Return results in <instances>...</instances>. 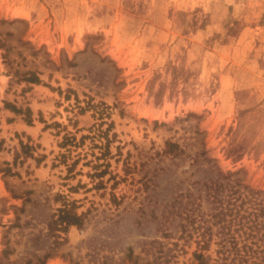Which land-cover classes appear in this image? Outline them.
Here are the masks:
<instances>
[{"label": "rangeland", "instance_id": "374dc122", "mask_svg": "<svg viewBox=\"0 0 264 264\" xmlns=\"http://www.w3.org/2000/svg\"><path fill=\"white\" fill-rule=\"evenodd\" d=\"M237 179L264 192V0H0V264H217Z\"/></svg>", "mask_w": 264, "mask_h": 264}, {"label": "trees", "instance_id": "16d2710c", "mask_svg": "<svg viewBox=\"0 0 264 264\" xmlns=\"http://www.w3.org/2000/svg\"><path fill=\"white\" fill-rule=\"evenodd\" d=\"M39 82V79H31ZM169 147L174 146L168 143ZM235 186V187H234ZM232 195L234 202L228 198L225 207L224 200L220 201L221 210L218 214L222 220L217 245V264H264V192L243 185L237 179ZM226 197V195H225ZM226 216L230 219L226 220ZM77 217H72L67 224H77ZM202 241H198L199 251L195 256L205 260L204 252L209 251L212 235L208 232L202 234Z\"/></svg>", "mask_w": 264, "mask_h": 264}]
</instances>
